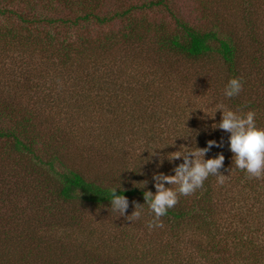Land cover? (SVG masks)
<instances>
[{
    "label": "trees",
    "instance_id": "16d2710c",
    "mask_svg": "<svg viewBox=\"0 0 264 264\" xmlns=\"http://www.w3.org/2000/svg\"><path fill=\"white\" fill-rule=\"evenodd\" d=\"M172 2L0 0V264H264V177L235 168L221 110L202 111L252 110L264 127V0H207L201 26ZM210 139L223 183L178 194L149 229L153 174ZM113 187L138 219L112 212Z\"/></svg>",
    "mask_w": 264,
    "mask_h": 264
},
{
    "label": "clouds",
    "instance_id": "9594fccd",
    "mask_svg": "<svg viewBox=\"0 0 264 264\" xmlns=\"http://www.w3.org/2000/svg\"><path fill=\"white\" fill-rule=\"evenodd\" d=\"M241 88L242 83L239 78H229L224 86L223 95L226 98H231L238 95ZM216 109L221 110V118L218 123L214 122L212 127L213 129L218 127L229 133L228 148L233 154L232 164L235 168L244 170L249 177L257 179L264 177V127L257 126L255 112L252 110L237 112L224 106L216 107L211 114L201 110L211 118L214 117ZM177 137L188 139L189 136ZM222 144V140L218 142L210 139L204 147L195 146V149H191L189 146L184 145V151L170 152L172 155L167 156L170 162L181 157L182 162L173 167V174L154 173L152 179L155 192L149 190L143 192V204L146 203L149 211L153 214L152 219L147 224L149 229L163 227L160 217L164 216L167 210L177 203L178 194H191L202 186L209 175H215L217 181L223 183L224 175L219 172V169L223 166V154L218 152L214 157L205 159V154L212 147H221ZM160 162L158 161V164ZM165 182L168 186H165ZM169 185H176L177 187L171 188ZM117 188L113 187L109 190V202L112 212L124 216L127 220L138 219L141 216V204H134V210L126 216L125 210L129 206V201L122 194L124 189L121 188L120 194H117Z\"/></svg>",
    "mask_w": 264,
    "mask_h": 264
},
{
    "label": "rangeland",
    "instance_id": "374dc122",
    "mask_svg": "<svg viewBox=\"0 0 264 264\" xmlns=\"http://www.w3.org/2000/svg\"><path fill=\"white\" fill-rule=\"evenodd\" d=\"M205 2H207V0H173L171 5H172L174 12L176 14H178L179 16H181V18H183V20L187 21L191 25L196 24V25L201 26V24H203V23L206 24L205 21H202L203 20L202 9H203V5ZM148 15H149V19L152 22H159L162 18H166L167 21H171V22L173 21L171 19L170 15L168 14V12H166L165 10L156 9L153 12H149ZM88 30L90 31V34L92 36H94L93 34L97 35V34H100L101 32H103V30L101 31L100 28L93 27V26H89ZM81 32L82 31H73V33H72L71 31H68L69 34L74 35V36L81 34ZM84 33L86 34V29H84ZM92 168H94V169L90 170L88 167L83 168V172L92 176V174L96 172V171H94L95 170V164H94V166H92ZM102 175L103 174L101 173V176ZM103 178H104L105 182L113 180L112 178H108V177H103ZM120 178H121V181L126 180V177H123V175H121Z\"/></svg>",
    "mask_w": 264,
    "mask_h": 264
}]
</instances>
